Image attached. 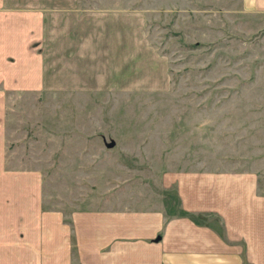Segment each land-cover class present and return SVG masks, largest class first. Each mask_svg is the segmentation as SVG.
I'll list each match as a JSON object with an SVG mask.
<instances>
[{"label": "rangeland", "instance_id": "374dc122", "mask_svg": "<svg viewBox=\"0 0 264 264\" xmlns=\"http://www.w3.org/2000/svg\"><path fill=\"white\" fill-rule=\"evenodd\" d=\"M51 12L57 87L7 94L10 161L36 170L42 209L70 229L80 211L185 214L180 176L186 189L187 175H264V10L252 0H62ZM210 219L225 245L245 244Z\"/></svg>", "mask_w": 264, "mask_h": 264}, {"label": "crops", "instance_id": "0c3cea01", "mask_svg": "<svg viewBox=\"0 0 264 264\" xmlns=\"http://www.w3.org/2000/svg\"><path fill=\"white\" fill-rule=\"evenodd\" d=\"M252 7L264 10V0ZM56 9L62 0H0V264H71L74 254L79 264H264V175L256 171L187 175L186 189L185 176L178 177L189 215L80 211L70 229L58 212L41 208L40 176L10 161L7 94L41 92L56 82L61 68L50 52L49 23ZM211 215L245 244L225 245Z\"/></svg>", "mask_w": 264, "mask_h": 264}, {"label": "trees", "instance_id": "16d2710c", "mask_svg": "<svg viewBox=\"0 0 264 264\" xmlns=\"http://www.w3.org/2000/svg\"><path fill=\"white\" fill-rule=\"evenodd\" d=\"M190 213L189 212H186L184 215H189Z\"/></svg>", "mask_w": 264, "mask_h": 264}, {"label": "water", "instance_id": "95a60500", "mask_svg": "<svg viewBox=\"0 0 264 264\" xmlns=\"http://www.w3.org/2000/svg\"><path fill=\"white\" fill-rule=\"evenodd\" d=\"M114 145V142L110 143V146H113Z\"/></svg>", "mask_w": 264, "mask_h": 264}]
</instances>
